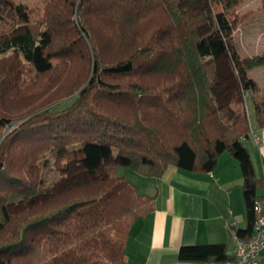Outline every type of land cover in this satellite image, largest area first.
Listing matches in <instances>:
<instances>
[{
  "label": "trees",
  "instance_id": "obj_1",
  "mask_svg": "<svg viewBox=\"0 0 264 264\" xmlns=\"http://www.w3.org/2000/svg\"><path fill=\"white\" fill-rule=\"evenodd\" d=\"M242 1L45 0V15L33 21L15 0H0V25L25 28L0 43L1 59L12 58L3 69L14 76L0 74V264H123L132 228L154 205L127 178L105 171L112 157L158 178L170 166L212 170L221 154L234 155L247 225L231 228L251 238L264 177L243 142L249 116L218 97L221 54L242 101L256 89L249 71L264 65V55L242 57L237 48V24L247 18L235 14ZM71 74L68 86H43L42 79ZM253 102L264 127V105ZM50 161L60 170L83 164L93 176L55 193L45 178ZM178 258L236 264L225 243L184 245Z\"/></svg>",
  "mask_w": 264,
  "mask_h": 264
},
{
  "label": "crops",
  "instance_id": "obj_2",
  "mask_svg": "<svg viewBox=\"0 0 264 264\" xmlns=\"http://www.w3.org/2000/svg\"><path fill=\"white\" fill-rule=\"evenodd\" d=\"M255 118V123L249 118L252 132L243 142L256 173L264 177V127ZM133 179L139 192L152 198L154 209L132 228L123 264H206L179 261L180 248L195 244L225 243L228 254H235L231 225L245 228L247 214L243 173L234 155L221 154L212 170L170 166L158 178L137 173ZM260 194L264 196V190ZM262 203L264 212V199Z\"/></svg>",
  "mask_w": 264,
  "mask_h": 264
},
{
  "label": "rangeland",
  "instance_id": "obj_3",
  "mask_svg": "<svg viewBox=\"0 0 264 264\" xmlns=\"http://www.w3.org/2000/svg\"><path fill=\"white\" fill-rule=\"evenodd\" d=\"M16 3L23 6L26 10L27 19H31L33 21H37L43 18L44 9L47 7V3H45V0H15ZM222 10V6L218 3L213 4V11L219 12ZM235 14L237 17H243L247 15V18H244V20L241 18L242 21H240L237 24V28L235 31V41L237 44V48L239 50V53L242 57H253V56H260L264 55V0H243L242 3L236 8ZM252 13V14H251ZM45 17V16H44ZM25 28L24 26H3L0 25V43H2L6 38L11 37L17 33L24 32ZM52 64L56 65L58 60L56 58H53ZM12 62V58L8 59H1L0 55V74L9 75L12 79L13 74H9L11 71H9L8 74H6V71L3 69L6 67L5 64L9 65V63ZM11 65V64H10ZM218 71L220 75V83L218 85L219 89V102L222 105L229 104L231 108L236 110V113L241 116H249L251 121L255 123V115L256 110L254 106V102H258L260 104L264 105V65L254 68L253 70L249 71V76L252 79L253 83L255 84L254 87L256 88L253 91V94L246 93V98L244 101L241 100L236 82L234 80L233 73L231 71V68L229 66V63L227 61V58L224 54H221L218 57ZM25 76V75H24ZM8 77V76H7ZM23 78V75L21 76ZM71 77L73 75H69L63 79V77H59L53 81H46L44 82V87L46 86L49 91L54 90L56 87H65L68 86L69 81L71 80ZM33 92V91H32ZM37 92H34L33 94H36ZM29 95V93L25 92V95ZM253 97H252V95ZM30 98V101L33 102V99ZM61 103V107L66 106L68 103ZM39 105L34 106V108L41 109L43 105H46V101L39 102ZM65 104V105H64ZM17 113V111H14ZM32 113V112H31ZM30 113V114H31ZM27 115L25 116V119H30L33 115ZM37 115V114H35ZM34 115V116H35ZM18 117V116H17ZM33 117V116H32ZM24 122V121H22ZM21 122V123H22ZM20 123V124H21ZM246 144V142L244 143ZM115 154V153H114ZM113 154V155H114ZM111 158V157H110ZM66 162H64L65 164ZM67 164V163H66ZM45 178H46V184L49 185H56V188L54 190L55 193L58 192H64L66 190H70L74 188L77 185H81L83 183H87L89 181V178H92V176H86V174L83 172L84 165L79 164L76 166V164H70L67 170H60L56 169L54 167L53 161H50L46 167H45ZM105 171L112 175V176H124L129 181L134 183V175L137 174L134 170L122 166L121 164H118L117 158L112 157L111 159L106 161ZM104 172H102L103 174ZM264 190V187H261L259 190L260 192ZM51 195H46L38 198L34 202H32L29 206H33L35 204L45 202L48 199H50ZM26 205L24 203H21L18 206H12L10 208L11 212H17L21 209H23ZM1 221V216H0Z\"/></svg>",
  "mask_w": 264,
  "mask_h": 264
},
{
  "label": "built area",
  "instance_id": "obj_4",
  "mask_svg": "<svg viewBox=\"0 0 264 264\" xmlns=\"http://www.w3.org/2000/svg\"><path fill=\"white\" fill-rule=\"evenodd\" d=\"M256 219L254 234L248 240L236 238V264H260L261 253L264 250V212L263 203L255 205Z\"/></svg>",
  "mask_w": 264,
  "mask_h": 264
}]
</instances>
